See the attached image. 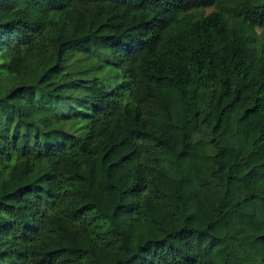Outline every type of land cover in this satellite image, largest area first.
Segmentation results:
<instances>
[{"label":"trees","instance_id":"obj_1","mask_svg":"<svg viewBox=\"0 0 264 264\" xmlns=\"http://www.w3.org/2000/svg\"><path fill=\"white\" fill-rule=\"evenodd\" d=\"M256 28L264 0H0V264H264Z\"/></svg>","mask_w":264,"mask_h":264},{"label":"rangeland","instance_id":"obj_2","mask_svg":"<svg viewBox=\"0 0 264 264\" xmlns=\"http://www.w3.org/2000/svg\"><path fill=\"white\" fill-rule=\"evenodd\" d=\"M210 11H212V8L204 9V10L202 11V13H203L204 15H206V14L209 13ZM255 31H256V35H257L258 38H263V37H264V31H263V30L256 28Z\"/></svg>","mask_w":264,"mask_h":264}]
</instances>
